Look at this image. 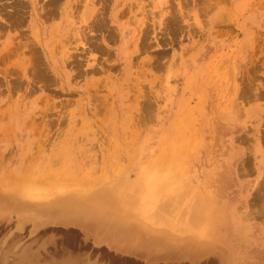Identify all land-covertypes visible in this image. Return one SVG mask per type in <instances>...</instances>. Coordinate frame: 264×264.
<instances>
[{"label":"rangeland","instance_id":"rangeland-1","mask_svg":"<svg viewBox=\"0 0 264 264\" xmlns=\"http://www.w3.org/2000/svg\"><path fill=\"white\" fill-rule=\"evenodd\" d=\"M0 18L2 191L94 222L140 168L208 174L230 215L170 186L172 227L223 249L203 264H264V0H0ZM12 228L0 264H141L76 229Z\"/></svg>","mask_w":264,"mask_h":264},{"label":"crops","instance_id":"crops-1","mask_svg":"<svg viewBox=\"0 0 264 264\" xmlns=\"http://www.w3.org/2000/svg\"><path fill=\"white\" fill-rule=\"evenodd\" d=\"M154 159L149 158L141 163L149 165ZM141 169L127 174L119 185L127 187L126 192L141 194L146 185L142 181ZM155 177V176H153ZM162 180L157 184V201H148L149 205L139 211H135L131 201L127 198V205L121 207L120 213H112L104 217L102 221L78 222L68 221V212L61 211V215L49 216L42 206L33 207L18 199L15 194L2 191L0 187V227L13 225L15 235L36 236L38 233L50 229H76L87 236L95 247H105L114 254L137 261L141 264H203L210 258L220 256L222 259L223 249L211 248L199 253L189 240H182L175 227L160 224L156 215L168 214L174 199V194L168 192L167 187H186L190 183L193 190L190 193L189 201L192 202V192L212 193L218 201L221 210H225L223 201L218 194L220 186L214 185L213 178L208 174L195 175L186 172H167L157 174ZM153 198V197H152ZM152 202V203H151ZM191 204H185L179 222L185 219ZM224 210L222 211L224 213ZM163 212V213H162ZM230 210L225 213L230 215ZM224 213V214H225ZM177 218V217H176ZM178 222V221H177ZM178 222V223H179Z\"/></svg>","mask_w":264,"mask_h":264},{"label":"bare ground","instance_id":"bare-ground-1","mask_svg":"<svg viewBox=\"0 0 264 264\" xmlns=\"http://www.w3.org/2000/svg\"><path fill=\"white\" fill-rule=\"evenodd\" d=\"M3 11V10H2ZM16 11V10H15ZM2 16V15H1ZM51 17V16H50ZM13 18V17H12ZM1 19V18H0ZM102 21V20H101ZM1 23V22H0ZM7 23V22H6ZM5 23V24H6ZM92 24V23H91ZM98 24V23H97ZM162 25V24H161ZM103 26V25H102ZM87 33V32H86ZM85 34V33H84ZM88 34V33H87ZM147 34V33H146ZM86 38V37H85ZM149 38V37H148ZM91 39V38H90ZM142 40V39H141ZM33 43V42H32ZM92 43V42H91ZM90 43V44H91ZM93 44V43H92ZM98 45V44H97ZM15 46V45H14ZM91 46V45H90ZM78 50V49H77ZM81 50V49H80ZM14 52V51H13ZM98 53V52H97ZM12 54V53H11ZM26 54V53H25ZM13 55H15L14 53H13ZM21 56V55H20ZM34 72V71H33ZM89 72V71H88ZM84 73V72H83ZM95 73V72H94ZM26 74H27V72H24V76H26ZM89 74V73H88ZM37 76V75H36ZM155 174V173H154ZM153 174V175H154ZM157 176V175H156ZM147 179V178H146ZM149 181H151V182H146V181H144V182H146L145 183V185H146V187H145V189H143L142 190V192H141V194H134V193H130V195H129V197H130V201H131V205L134 207V210L135 211H139V210H141V209H143L142 207H144L145 208V206L146 205H149V203H148V201H151L152 200V202H156V200H157V188H158V186H157V184H159V181L158 180H156V179H153V178H151ZM154 181V182H153ZM38 189V188H37ZM171 190V189H170ZM45 191H47V190H45ZM172 191V190H171ZM173 191H175V190H173ZM129 193L127 192V194L126 195H128ZM153 197V198H152ZM132 198V199H131ZM151 202V203H152ZM124 204V203H123ZM184 204V203H183ZM127 205V204H126ZM125 206V205H124ZM177 211V210H176ZM158 220V222L160 223V224H162V225H165V226H173L174 224H176L175 223V217L173 216V214L172 213H168V214H166V213H163V214H161V215H158L157 217H156ZM229 223H231V222H229ZM176 229H175V231L177 230V226H174ZM212 228L213 227H207L206 229H207V231H210V232H212ZM177 234H179V235H181V236H186V237H190L191 235H194L195 233L192 231H188L187 232V229H186V227L185 226H183L182 227V229L180 230V232L178 233V231H177Z\"/></svg>","mask_w":264,"mask_h":264}]
</instances>
